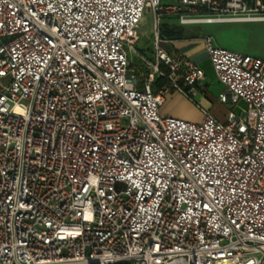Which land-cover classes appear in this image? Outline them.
Returning a JSON list of instances; mask_svg holds the SVG:
<instances>
[{
	"label": "built area",
	"instance_id": "2783aa9c",
	"mask_svg": "<svg viewBox=\"0 0 264 264\" xmlns=\"http://www.w3.org/2000/svg\"><path fill=\"white\" fill-rule=\"evenodd\" d=\"M166 17L264 22V0H0V264H264V59L204 37L247 118L164 116L205 77Z\"/></svg>",
	"mask_w": 264,
	"mask_h": 264
},
{
	"label": "crops",
	"instance_id": "0c3cea01",
	"mask_svg": "<svg viewBox=\"0 0 264 264\" xmlns=\"http://www.w3.org/2000/svg\"><path fill=\"white\" fill-rule=\"evenodd\" d=\"M261 22L248 23H231V22H212V23H195L182 25L174 17H166L162 21L163 36L165 48L177 55L183 56L188 61L194 63L205 72V77L201 80L199 87L191 97L178 92H173L166 96L164 104L161 107V113L164 116H172L193 122H201L203 112H210L217 120L225 123L227 116L232 111L221 102L219 97L215 99L212 95L214 88H219V94L225 91V87L218 81L213 70L212 63L204 45V37L212 36L216 46L228 48V50L249 54L247 49L230 43L218 42L213 33L215 26H230L240 24H253ZM239 37V33L230 34V37ZM151 50H147L144 54H149ZM264 59V56H258ZM142 63V61H141ZM144 71V65L140 70V74ZM159 86V84H158ZM234 113V112H233Z\"/></svg>",
	"mask_w": 264,
	"mask_h": 264
},
{
	"label": "rangeland",
	"instance_id": "374dc122",
	"mask_svg": "<svg viewBox=\"0 0 264 264\" xmlns=\"http://www.w3.org/2000/svg\"><path fill=\"white\" fill-rule=\"evenodd\" d=\"M212 29L218 42H221L222 44L230 43L238 45L247 49L250 55L253 56H264V22L215 26ZM139 33L141 38L136 46V51L130 52L129 57L132 61V69L136 71L138 79L142 81V76L140 74L142 63L140 57L145 51L153 50L154 16L152 13L148 11L145 13L144 19L139 27ZM233 33H239L240 36L230 37V34L232 35ZM212 92V96L217 99L219 97V88H214V91ZM224 105L228 106L230 110L241 119L247 118L249 107L245 102L240 101L237 104L225 103Z\"/></svg>",
	"mask_w": 264,
	"mask_h": 264
},
{
	"label": "trees",
	"instance_id": "16d2710c",
	"mask_svg": "<svg viewBox=\"0 0 264 264\" xmlns=\"http://www.w3.org/2000/svg\"><path fill=\"white\" fill-rule=\"evenodd\" d=\"M163 27H162V25H161V37L163 36Z\"/></svg>",
	"mask_w": 264,
	"mask_h": 264
}]
</instances>
